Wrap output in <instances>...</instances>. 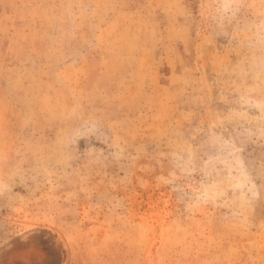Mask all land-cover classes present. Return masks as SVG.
<instances>
[{"label":"rangeland","instance_id":"1","mask_svg":"<svg viewBox=\"0 0 264 264\" xmlns=\"http://www.w3.org/2000/svg\"><path fill=\"white\" fill-rule=\"evenodd\" d=\"M0 264H264V0H0Z\"/></svg>","mask_w":264,"mask_h":264}]
</instances>
